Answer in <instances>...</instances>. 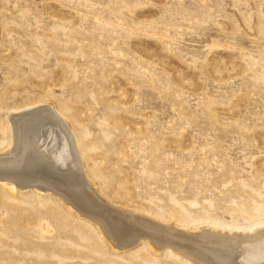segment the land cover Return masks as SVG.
Returning <instances> with one entry per match:
<instances>
[{"label":"rangeland","instance_id":"374dc122","mask_svg":"<svg viewBox=\"0 0 264 264\" xmlns=\"http://www.w3.org/2000/svg\"><path fill=\"white\" fill-rule=\"evenodd\" d=\"M0 156V264H207L180 236L264 231V0H0Z\"/></svg>","mask_w":264,"mask_h":264},{"label":"bare ground","instance_id":"6f19581e","mask_svg":"<svg viewBox=\"0 0 264 264\" xmlns=\"http://www.w3.org/2000/svg\"><path fill=\"white\" fill-rule=\"evenodd\" d=\"M52 109V108H51ZM44 111H46V114H48V113H50L51 115L50 116H52V118L53 119H56V118H58V116L54 113L55 111H52V110H50L49 108H44L42 111H39V112H36L35 113V115L36 116H38L37 115V113H44ZM47 111H48V113H47ZM30 116H33V114H28V115H26V116H23V117H21V118H18V119H16L17 120V122L19 123H23V120L24 119H28V117H30ZM39 117V116H38ZM41 117V116H40ZM32 118V117H31ZM30 118V119H31ZM60 118V117H59ZM58 118V119H59ZM27 119H26V121H27ZM30 119H28V120H30ZM36 119H37V117H36ZM39 119V118H38ZM61 120V119H60ZM40 121V120H39ZM32 122V121H31ZM35 122V121H34ZM54 122V121H53ZM24 124V123H23ZM31 124V123H30ZM34 124H36V123H34ZM19 125V124H18ZM33 125V124H32ZM20 126V125H19ZM18 126V127H19ZM29 127H30V125H29ZM32 127V126H31ZM27 128V127H26ZM59 129V128H58ZM31 131V130H30ZM62 133H63V131H62ZM21 135V134H20ZM47 135V134H46ZM22 136V135H21ZM24 137V136H23ZM70 141V140H69ZM69 141H68V143H69ZM43 144H45V146H46V144H47V146H49V144H48V142H46V140H44L43 141ZM77 145V144H76ZM20 146V145H19ZM46 146V147H47ZM24 147V146H23ZM52 147H55V149L53 150L52 149ZM19 148V147H18ZM16 149L15 150V153L14 154H12V153H10V154H8L9 156H14L15 157V155L17 156V153H19V149ZM20 148H22V147H20ZM45 149V148H44ZM50 149H51V151H50ZM74 149V148H73ZM46 151H47V153H49V154H47L46 153V155L45 154H39V152H37L36 151V153H35V155H37L36 157H34L35 158V162H41V164H43V165H45V167H47L44 171H48V169L52 172V174H53V178L54 177H56V178H59V177H61L60 175H62L63 174V171H61L60 170V163L62 162V160L65 158V144H61L60 146H56V145H51L48 149H45ZM44 151V150H43ZM45 151V152H46ZM25 152V151H24ZM75 152V151H74ZM20 155V154H19ZM24 155H26V154H24ZM77 155H79V154H77ZM81 155V154H80ZM9 156H0V165H2V164H4L6 161V159H7V161H8V157ZM22 156V155H21ZM7 157V158H6ZM77 158V157H76ZM10 159V158H9ZM78 159V158H77ZM13 160V159H12ZM16 160V159H15ZM44 160V161H43ZM5 161V162H4ZM10 161V160H9ZM4 162V163H3ZM32 163V162H31ZM17 164V163H16ZM28 164V163H27ZM15 164H12L11 166H14ZM76 165V164H75ZM4 166H5V164H4ZM35 166V165H34ZM38 166H41V165H39L38 164ZM56 166V167H55ZM62 166V165H61ZM73 166V165H72ZM32 167V166H31ZM44 167V166H43ZM57 167H59V168H57ZM64 167V166H63ZM71 167V166H70ZM2 168V167H1ZM36 168V167H35ZM34 169V168H33ZM32 169V170H33ZM38 169V168H37ZM61 169H62V167H61ZM63 170V169H62ZM0 171H2V170H0ZM4 171V170H3ZM34 171V170H33ZM41 171V170H40ZM79 171V173H80V170H78ZM62 173V174H61ZM65 173V172H64ZM1 174V173H0ZM3 174V173H2ZM19 174V173H18ZM48 174V173H47ZM22 175V174H21ZM64 175V174H63ZM13 176V175H12ZM31 176H32V174H31ZM34 176V175H33ZM86 176V175H85ZM26 177V176H25ZM52 177V176H51ZM34 178V177H33ZM37 178V177H36ZM88 178V177H87ZM24 180V179H23ZM29 180H31V179H29ZM47 180V179H46ZM49 181V180H48ZM5 182V181H4ZM32 182H34V185H35V182H36V184H37V182H39V183H41V182H43V183H45L46 181H43V180H40V179H37V180H35V181H32ZM83 182V181H82ZM85 182V181H84ZM52 183V182H51ZM12 184V183H11ZM47 184V183H46ZM48 184H50V183H48ZM58 184V183H57ZM86 184V183H85ZM13 185V184H12ZM55 185V184H54ZM37 186H38V184H37ZM41 186V185H40ZM39 186V187H40ZM55 187H57V186H55ZM34 188V187H33ZM36 188V187H35ZM42 188H43V185H42ZM49 189V188H48ZM38 190V189H37ZM35 191V190H34ZM40 191V190H39ZM38 191V192H39ZM42 191V190H41ZM40 191V192H41ZM88 191V190H87ZM43 192V191H42ZM64 193V192H63ZM88 193V192H87ZM42 194V193H41ZM74 194V193H73ZM72 195V194H71ZM92 195V194H91ZM66 196V195H65ZM73 198V199H72ZM72 200H74V201H78V202H80V200L77 198V196L76 195H72ZM91 198V197H90ZM84 199V198H83ZM95 199V198H94ZM98 201V200H97ZM96 202V201H95ZM85 203V202H84ZM98 203V202H97ZM86 204L87 205H89V208L90 209H92V210H97V208H93V207H91L92 206V203L90 202V200L88 199V198H86ZM104 213H107L108 211H109V213H107V215L109 214L110 215V217H108V218H106V216H104L105 217V220L108 222L107 223V225L109 226V225H111V223H113L112 224V226L110 227H108V228H111V230H113L114 232H116L115 233V235L116 234H118L119 233V235H126V234H128V233H130L131 231H142V232H147V233H149V234H151V236H153V238L155 239V241H159V240H161L162 239V235L161 234H158V233H155V231L153 230V228H149L150 227V224L148 223V222H145V221H143V220H138L137 218H134L133 219V217L130 219V220H128V219H124V214L122 215V214H119V213H113V211H110V210H102ZM97 212V211H96ZM103 217V218H104ZM102 218V217H101ZM102 218V219H103ZM126 218H127V216H126ZM137 220L138 222H134L133 220ZM147 219V218H146ZM113 220V221H112ZM123 220V221H122ZM103 221V220H102ZM141 222V223H140ZM158 222V221H157ZM141 224L142 225H145V226H149V227H142L141 226ZM153 226H154V224H153ZM160 228H162V227H160ZM259 229L260 228H258V229H256V230H253V231H248V232H239V233H234V234H229V235H237V236H239V237H235V238H228V237H226L227 235H222V233L221 234H217V235H222L221 237H219V236H215L216 235V232H212L213 234H210V235H208V234H206V235H201V236H199V235H194V236H191V235H193V234H191L190 236H187V235H183V236H180V237H182L181 239H183V240H185V239H189V240H193V241H197V243L196 244H191V243H189L188 241H185L186 243H187V245H184L183 243H181V244H179V243H176V244H178L182 249H184L185 251H187V252H190V253H192V254H194L195 255V257H197V258H201L200 260L201 261H204L205 263H207V264H219L218 262H216V261H214L213 259H212V256L211 257H209V256H207L208 254L207 253H203V252H200V250L201 249H203V250H205V251H209L210 249L211 250H213V252L214 253H217L216 252V249L218 248V249H220V251L222 252L223 250H221V248H224L226 251L225 252H228V253H230V252H234V251H237L240 247H241V249H242V246L243 245H245L246 247H244V251H241V252H239V254L237 255V260H236V263L237 264H264V241H261V242H259L258 244H256L254 247H247L248 246V241L247 242H245L246 241V239L247 240H253L254 238H252L251 236H253V235H259L258 237L259 238H257V239H264V231L262 230V231H259ZM263 229H264V227H263ZM156 230V229H155ZM157 231V230H156ZM167 232V231H166ZM170 232H172V231H170ZM175 232V231H174ZM173 233V232H172ZM210 233V232H209ZM255 235V236H256ZM117 236V235H116ZM206 237L205 238V240L204 239H202V240H204V241H206V242H208L207 244H208V246L207 247H205V248H203V245H205V244H203V243H201L200 241V237ZM261 236V237H260ZM152 238V239H153ZM200 241H199V240ZM143 240V239H142ZM141 240V241H142ZM162 242V241H161ZM250 242V241H249ZM157 243V242H156ZM163 243V242H162ZM206 244V245H207ZM253 244V243H252ZM195 245V246H194ZM211 245L212 246H215V245H219L218 247H211ZM180 248V249H181ZM215 250V251H214ZM182 251V250H181ZM230 251V252H229ZM210 252H212V251H210ZM242 252H243V254H242ZM245 252V253H244ZM227 253V254H228ZM207 254V255H206ZM213 254V253H212ZM218 254V253H217ZM225 254V253H224ZM219 255H220V253H219ZM229 256H231V255H229ZM235 257V256H234ZM191 258V257H190ZM228 258V257H227ZM197 262V261H196ZM203 263V262H202Z\"/></svg>","mask_w":264,"mask_h":264}]
</instances>
